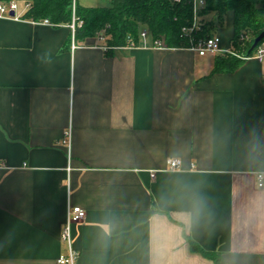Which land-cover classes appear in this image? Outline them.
<instances>
[{"label":"crops","instance_id":"crops-1","mask_svg":"<svg viewBox=\"0 0 264 264\" xmlns=\"http://www.w3.org/2000/svg\"><path fill=\"white\" fill-rule=\"evenodd\" d=\"M214 35L231 49L232 12ZM145 42L0 18V264H59L68 206L76 264H213L187 237L264 264V56L212 73Z\"/></svg>","mask_w":264,"mask_h":264},{"label":"trees","instance_id":"trees-1","mask_svg":"<svg viewBox=\"0 0 264 264\" xmlns=\"http://www.w3.org/2000/svg\"><path fill=\"white\" fill-rule=\"evenodd\" d=\"M7 1L11 0H0ZM17 1L30 3V8L23 15L25 20H48L54 27L69 26L73 18L80 20L82 24L76 26L75 41L101 35L108 55L116 48L142 46V32L147 33L150 46L160 42L169 48L190 49L211 38L223 26L228 12L233 13V52L251 57L264 43L263 39L252 49L254 40L264 32V0H206L199 15L214 12L213 20L190 30L193 23L192 0H111L110 5L104 7H82L75 0L74 11L73 0ZM244 61L230 53H219L214 58L212 73H231ZM187 242L191 252L213 264H221V253L206 250L189 237Z\"/></svg>","mask_w":264,"mask_h":264},{"label":"built area","instance_id":"built-area-1","mask_svg":"<svg viewBox=\"0 0 264 264\" xmlns=\"http://www.w3.org/2000/svg\"><path fill=\"white\" fill-rule=\"evenodd\" d=\"M75 2V0H74ZM198 3L200 4V1L194 0V6H193V18L194 22L191 29L198 28L197 26V17H198ZM75 7V5H74ZM30 8V3H20L17 0H11L7 2H0V18H6V19H12L15 21H22L25 20L23 18L24 13L26 10ZM13 12V16L11 13ZM33 23L37 24H45L53 26L48 20H43L40 22L32 21ZM82 22L80 20H77L76 18H73L72 24L69 25L72 31V48L75 49L76 46L74 44V36H75V29L76 26H81ZM141 38L144 40V44L146 43L147 39V33L142 32ZM99 39L101 41H104V37L100 36ZM164 43L156 42V46H163ZM166 47V46H164ZM107 47H105L106 49ZM192 51L198 53L200 56H204L207 53H230L233 54L239 58L247 59L250 58L249 56H241L239 54H236L231 49H224L221 46V38L218 35H214L211 38L207 39L204 42H201L197 46H193L190 48ZM255 57H258L261 59L264 56V43L262 46H260L257 50V52L253 55ZM252 57V56H251ZM64 143H68L67 140H64ZM168 169L171 171H180L182 169V161L177 158H170L167 160ZM258 179V185L259 187L264 186V176L262 174L257 175ZM87 217L86 211L81 208L80 206H68L67 212H66V219L65 223L62 229L61 238L62 240L67 244L68 247V253L66 256H61L58 259L59 264H76V260L78 258L77 251L72 247V241H71V226L74 223H80L83 222Z\"/></svg>","mask_w":264,"mask_h":264},{"label":"rangeland","instance_id":"rangeland-1","mask_svg":"<svg viewBox=\"0 0 264 264\" xmlns=\"http://www.w3.org/2000/svg\"><path fill=\"white\" fill-rule=\"evenodd\" d=\"M76 1L82 7H104V6H109L111 0H76ZM198 1H200V4L198 3L197 26H199L201 23L205 22V20L201 18L202 16L199 15V11L201 8L205 7V5H206V0H198ZM74 5H75V2L73 0V11L75 9ZM192 6H194V0H192ZM214 16H215V14H214ZM193 22H194V18H193ZM192 25H193V23H192ZM192 25H191V28H192ZM191 28H189V30ZM184 31H185V29H184ZM100 36L101 35H99L98 37H100ZM147 37H148V35H147ZM163 46H165V44H163ZM212 58H213L212 53H209L207 55V59L211 60Z\"/></svg>","mask_w":264,"mask_h":264},{"label":"water","instance_id":"water-1","mask_svg":"<svg viewBox=\"0 0 264 264\" xmlns=\"http://www.w3.org/2000/svg\"><path fill=\"white\" fill-rule=\"evenodd\" d=\"M11 15L13 16L14 14H13V12L11 13ZM264 39V32H262L255 40H254V44H253V47H252V49L253 48H256L258 45H259V43L262 41Z\"/></svg>","mask_w":264,"mask_h":264}]
</instances>
